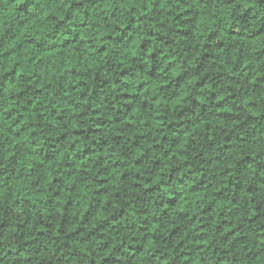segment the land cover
I'll use <instances>...</instances> for the list:
<instances>
[{"label": "clouds", "instance_id": "9594fccd", "mask_svg": "<svg viewBox=\"0 0 264 264\" xmlns=\"http://www.w3.org/2000/svg\"><path fill=\"white\" fill-rule=\"evenodd\" d=\"M0 264H264V0H0Z\"/></svg>", "mask_w": 264, "mask_h": 264}]
</instances>
